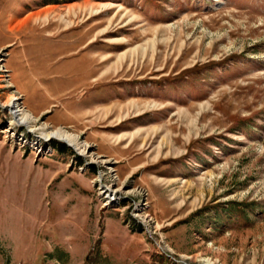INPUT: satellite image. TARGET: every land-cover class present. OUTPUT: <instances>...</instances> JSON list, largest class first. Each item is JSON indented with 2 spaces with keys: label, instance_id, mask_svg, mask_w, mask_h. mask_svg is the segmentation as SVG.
<instances>
[{
  "label": "rangeland",
  "instance_id": "rangeland-1",
  "mask_svg": "<svg viewBox=\"0 0 264 264\" xmlns=\"http://www.w3.org/2000/svg\"><path fill=\"white\" fill-rule=\"evenodd\" d=\"M0 48V264H264V0H0Z\"/></svg>",
  "mask_w": 264,
  "mask_h": 264
},
{
  "label": "bare ground",
  "instance_id": "bare-ground-1",
  "mask_svg": "<svg viewBox=\"0 0 264 264\" xmlns=\"http://www.w3.org/2000/svg\"><path fill=\"white\" fill-rule=\"evenodd\" d=\"M1 52L2 49L0 48V53ZM2 61L3 59L0 55V67L2 70H5L4 66L2 65ZM7 86L11 87L12 84H8ZM18 100V96L15 94H10L4 103L11 115V121L3 131L7 133V137L12 140L14 144L19 142L22 143L24 140V136H17L14 128L27 125L29 127L30 133L38 132V135L36 136V142L31 143L33 146L36 145L37 149L41 146L40 140L42 139L44 141L60 140L72 146L78 152V154L89 158L91 162L98 164L100 167L111 169L109 166L111 164V160L94 153V151L91 149L93 146L92 144L86 141H80V136L78 134L65 129L63 126L54 127L45 123H40L39 119L32 115V113L27 110V107L23 106V104H20ZM102 180L103 178L101 176V183ZM100 188L101 192L107 193L111 200L114 198L113 196L118 195V193L121 191H124L123 184L114 187L113 180L106 184L102 183ZM125 193L139 194L141 193V190L138 188L131 190L128 189L125 191Z\"/></svg>",
  "mask_w": 264,
  "mask_h": 264
},
{
  "label": "built area",
  "instance_id": "built-area-1",
  "mask_svg": "<svg viewBox=\"0 0 264 264\" xmlns=\"http://www.w3.org/2000/svg\"><path fill=\"white\" fill-rule=\"evenodd\" d=\"M95 181V179L93 180V182Z\"/></svg>",
  "mask_w": 264,
  "mask_h": 264
},
{
  "label": "water",
  "instance_id": "water-1",
  "mask_svg": "<svg viewBox=\"0 0 264 264\" xmlns=\"http://www.w3.org/2000/svg\"><path fill=\"white\" fill-rule=\"evenodd\" d=\"M68 146H70V145H68ZM71 147V146H70Z\"/></svg>",
  "mask_w": 264,
  "mask_h": 264
}]
</instances>
